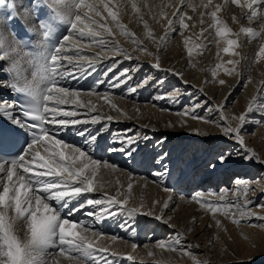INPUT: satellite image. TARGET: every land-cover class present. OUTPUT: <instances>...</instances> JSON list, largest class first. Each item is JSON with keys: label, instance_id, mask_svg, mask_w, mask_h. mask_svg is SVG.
<instances>
[{"label": "snow or ice", "instance_id": "obj_1", "mask_svg": "<svg viewBox=\"0 0 264 264\" xmlns=\"http://www.w3.org/2000/svg\"><path fill=\"white\" fill-rule=\"evenodd\" d=\"M229 3L242 11L246 8L248 22L254 19L259 21L258 28L261 30L241 27L240 32L252 38L264 35V0H222V3H214V0H199V3L196 0H175V3L173 0H159L158 3L155 0H28L26 4L21 2L7 5L9 11L4 17L6 21H17L21 16L25 19L35 16L38 26L27 27L21 33L16 23L5 25L15 37L11 45L4 39L6 34L0 33V50L5 54L21 50L18 51V58H27L34 69L33 80L29 81L22 75L20 68L9 66L8 62L0 58V264H60V257L71 264H121L122 259L131 262L134 260L133 255L124 256L100 245L99 241L105 238V234L94 225L124 214L129 219L124 220L119 227L135 235L136 225L130 224L129 220L134 221L137 215L143 214L170 228L175 227L171 223L172 217H164L163 210L157 215L151 210L141 213L143 205L125 209L123 206L128 204V197L119 199L124 195L119 189L115 195H109L100 179L102 168H118L105 160L104 154L123 153L124 156L136 159L133 153H137L140 141L150 140L147 135L140 137L139 133L129 135L133 132L132 128L109 130L111 122L121 117L132 119L112 102L109 90L127 85L121 94H132L146 86L151 77L146 75L135 84H129L132 79L130 73L138 71L141 65L137 63L116 71L123 61L113 60L86 89H78L70 81L86 79L97 71L98 64L110 57L118 55L138 60V57H133L121 46L118 35L132 43L134 50L152 55L142 46V40L122 22V17L128 14L129 9L142 23L148 39H154V32L144 18L145 15H151L153 21L165 28V36L159 38L165 41L164 50L168 46L167 42L172 39V33L182 37L190 58L189 66L194 52L200 55V50L207 47L205 41L215 43L218 49L223 42L226 45L222 49L225 54L239 57L240 53L235 51L239 47L238 39L230 38L238 37L239 33L233 32L219 15ZM5 4L6 0H0V7ZM172 9L169 16L166 10ZM186 9L192 12L203 9L199 13V24L205 25L206 21H210L208 28L201 27L198 34L185 37V31L197 26L186 22L193 19ZM232 19L239 22L236 16ZM61 26H65L63 30ZM209 28L214 29V34L209 32V36L205 37ZM33 33L39 37L35 42L31 39ZM82 40L87 42L82 43ZM84 49L99 50L87 55ZM217 58L220 62L210 69L213 82H216L220 71L230 76L241 74L239 59H229L225 63L219 51ZM260 59H264V44H261L253 62H259ZM150 67L179 79L182 84L187 83L183 71H177L175 67L163 68L159 55H156L155 63ZM244 71L248 73L246 86L251 83V65ZM110 73L114 74L107 79L105 90L97 91L101 84H105V78ZM165 79V76L156 77L153 86L163 84ZM218 83L225 85L226 81L219 79ZM260 83L264 84V80ZM170 91L172 97L180 94L175 86ZM198 91L206 95L203 89ZM93 96L103 99L105 104L120 115H105L91 99ZM167 96L165 92L155 99ZM197 109H203V114L198 113ZM213 109H216L217 117L208 120L206 117ZM222 109L223 105L209 104L205 99L199 103L189 101L188 105L175 112L181 117L219 125L222 127V138L234 144L231 151H221L208 164V168L214 170L220 165L226 166L236 155L264 163L253 149L246 146L241 132L246 122L264 123V105H259V118L250 115L257 110L252 104L248 106V115L226 117ZM230 119L237 120L238 126L232 127L228 122ZM221 121L224 123L221 124ZM89 125L100 126L93 128ZM165 126L175 128L177 125L169 122ZM185 126L186 120L180 124V127ZM192 131L206 135L199 129ZM167 139V136H162L156 144ZM166 157L168 153L160 154L156 163H161L162 167L151 173L160 178L156 182L161 185L170 179ZM132 179L130 175L127 184L129 194L133 189ZM116 183L119 185V181ZM234 184L235 188L231 190L234 200L231 202H226L229 189H222L219 193L211 190L207 193L196 192L190 200L198 203L205 212L211 213L217 228L223 227L221 221L216 219L217 214L238 226L241 221L252 217L264 221V216L249 207L253 204L248 199L250 182L236 178ZM174 190L165 187V191ZM97 192L101 195L96 198L89 195ZM168 207V202H164L163 209ZM255 208L264 210V203L256 204ZM77 213L81 214L80 218L76 216ZM192 222L196 223L195 217ZM246 226L264 228V224ZM108 238L113 242L120 239L116 236ZM183 240V234L177 232L171 237L157 240L155 247L173 252L179 250L183 255L190 256L194 264H201L196 254L191 252L192 248L200 246L191 243L185 246ZM136 248L137 244L133 243V252ZM149 255L153 253L149 252Z\"/></svg>", "mask_w": 264, "mask_h": 264}, {"label": "bare ground", "instance_id": "obj_2", "mask_svg": "<svg viewBox=\"0 0 264 264\" xmlns=\"http://www.w3.org/2000/svg\"><path fill=\"white\" fill-rule=\"evenodd\" d=\"M11 1H13L15 4H19L21 2L25 4L28 3V0ZM229 9L236 10V6L229 3L226 10ZM173 10L174 9L170 11L169 16H171V12ZM8 11V7L7 9H5V11H2L0 9V23L4 22L2 18L7 15ZM247 11L248 10L245 8L243 11L240 10L239 12H237L238 21L242 17L246 18ZM223 16L221 17L222 19L225 18ZM19 18L26 27H32L33 25L38 26V24L34 22L36 21L35 16L28 19H25L23 16ZM144 18L148 21L147 15H145ZM254 21L256 20H253V24L259 23V21H256L255 23ZM122 22L125 23L140 40H142V46L146 47L148 49V52L152 53V55H148L147 53L141 52L139 50H134L135 46L132 43H130L126 38L118 35L117 38L120 40L121 46L126 48L133 57H138L139 59L129 60L118 55L110 57L108 59H105L103 63L98 64L97 71L88 76L86 79L80 80L79 82L70 81V83L78 89L88 88L93 79L101 76L107 65L112 63L113 60L123 61L119 64L116 71H119L121 68L131 67L133 65H136L137 63L141 65L138 71H133L130 73L132 79L128 82L129 84H135L146 75L151 77L146 86L138 88V90L132 94H121L124 92V88H126L127 85H124L119 89L109 90L110 93H112V102L115 103L124 112H126L128 116L132 117V119L121 117L119 120L111 122V128L109 130L111 131L112 129L121 130L125 128H132L133 132L129 133V135L139 133L140 137L147 135L148 137H150V140L140 141L139 147L137 148V153L140 154L137 155V153H133V156H135L136 159L124 156L123 153H116V155L112 157H110L111 155L107 157L105 156L104 158H107L106 160L108 162L115 166H118V168L116 170L102 168L100 171V179L102 180V182H104L105 191L109 195H115L116 191L119 189L124 193V195L119 197V199L123 200L126 196L128 197V204L123 206L125 209H130L133 207L139 208L141 205H143V207L141 208V213L151 210L157 215L161 214V211L163 210L164 217H172L171 223L175 225V227L170 228L167 225L156 221L153 217L139 214L135 217L134 221L129 220L130 224L135 223L136 225L135 235H132L130 231H125L123 229L121 231L119 225L124 220L129 218L124 214H120L112 218L105 219L102 223H97L96 225H94L96 229H102L103 233L105 234V238L101 239L99 241V244L105 247H109L110 249L117 251L118 254H122L124 256H127L128 254L133 255V261L129 262L126 259H122L121 264H194V261L190 256L183 255L179 250L173 252L159 249L155 247V242L157 240H160L159 238L164 239V235L166 236V234H170L171 237L174 233L179 232L184 236V240L182 241V243L185 246L188 243L198 245V242H196V240H193L194 235L192 233L194 231L191 232L194 224L192 222L193 217H195L197 221L203 214L200 224V226L202 227L205 223V226L210 224L212 226L216 223L215 220H213L211 213L205 212L200 208L198 203L191 201L189 195H191L192 192L195 193L194 191H204V188L206 186L208 187L209 184H211V187H216V185L222 180L224 182H227L229 178L228 173H230L233 169L236 170V173H246L248 176L254 175L255 170L259 168L264 169V163H258L254 159L246 160L243 156L236 155L232 158L231 163L227 164L226 166L220 165L214 170L209 169L208 164L210 162H213V159L222 150L228 149L229 146H234V144L232 142H226L222 138V127H220L219 125L206 123L202 120H192L187 116L181 117L179 115H176L175 111L181 109L180 107L182 105V102L189 103V101H192L193 103H199L201 100L207 99L209 104L214 103L216 105H223L222 111L225 110L223 111V114L226 117H228L227 114H230L231 116H239L241 114L248 115V106L252 104L257 107V110L253 111L250 115L252 117L259 118V105H264V84L260 83L261 80H264V70H262V68H264V59L262 60V62L261 59L259 60L261 63H254L253 61L259 53L261 44H264V35L259 36L256 41H253L252 37L248 38L250 44L252 43V47H250L251 49L249 50V52L245 53V50H238L240 56L233 57L240 59L241 56H244V58L247 59L248 62L246 64L242 66V64L240 63L238 66L239 70L242 73L240 75H234V78H231L229 80L227 79L225 85L217 86L218 80L222 78V73L218 74L216 82H213L211 74L207 73L209 72L210 67L213 68L211 66L212 63L216 64L220 62V60L217 58V54L212 56L214 58V61H211V59H209V56H204L203 58L202 54L197 55L194 52L191 58V66H189L190 58L185 47L181 46V40L180 42H174L171 39L170 41H168L166 50H164L165 41L159 39L160 37L165 36L164 27H161L156 22L153 24L148 21L154 32V39H148L146 36V30L143 28L142 23L138 22V18L131 13L130 9L128 10V14L122 17ZM239 24L240 22H238V26ZM253 29H255V27ZM256 30L261 29L257 27ZM233 32L239 33V35L238 37L230 38L238 39L240 37L244 39V35H248L246 33H241L239 31V27L238 29L234 28ZM173 34L174 33H172L171 35L173 36ZM32 35L34 36L35 41L39 39V37L35 33H33ZM81 42L86 43L87 41L82 40ZM225 46L226 45L221 42L219 45V49L217 48V46H215L213 50L216 53L219 51V56H221L223 61L229 59V55L225 54L222 51ZM97 50L99 49H84L83 51L84 54L92 55ZM156 55L160 56L161 66L163 68L175 67L177 71H183V78L187 81V83L182 84L179 79L173 78L166 73L157 72L155 69L151 68L150 65L155 63ZM249 65H251V83H248L244 87L245 89L240 95V98L238 99L235 106L230 107L232 96L240 88L238 86V83L242 80L243 77L248 75V73L244 71V69L248 68ZM146 70L148 72H146ZM113 74L114 73H110L109 76L105 78V84H101L97 91L105 90L107 79H110L111 75ZM158 76H165L166 79L164 80L163 84L153 86L155 78ZM237 80H239V82H237ZM259 85H261V89H258ZM172 86H179L178 89L180 90V94L176 97H172L171 92L169 91ZM200 89H203L206 95L201 94L198 91ZM165 92L168 93L167 98L155 99L157 95ZM185 93H190L191 95H187ZM91 99L98 105L99 109L105 115H112L114 117L120 115L115 110H112L107 104H105L103 99H97L95 96L91 97ZM63 107L68 108L71 106ZM137 109L139 111H137ZM162 109H171L172 111H162ZM228 110L231 111L227 113ZM202 111V109H197L198 113H201ZM216 113V109H213V111L209 113L206 118L208 120H213L216 118L213 117V115H215ZM95 114L96 113H93V115ZM185 120L187 121V126L180 127L181 122ZM169 122L176 124L177 126L175 128L166 127L165 125ZM228 122L232 127H237L239 123L237 120L231 119ZM220 123L222 124L224 123V121H221ZM145 125L147 127H144ZM99 126L100 125H89V127L93 128ZM193 129H199L201 132L206 133V135H199L196 132L192 131ZM252 130H254L253 134H251ZM241 132L244 135L246 146L253 149L257 153V155L258 152H260V155L258 156L260 157V160L264 161V123L257 124L253 121L246 122L242 127ZM162 136H167L168 139L157 145V140ZM250 139L252 140L251 142ZM170 143H172L174 147H169ZM168 148H170V150L167 153L170 152V154L169 158L165 160L168 164L170 179L167 180L164 185H161L156 182L160 178L153 176L151 172L159 170V168L157 167L162 166L161 163L156 166V164H158L156 163V160L159 159V157L156 158V155L165 153ZM195 148L201 149L199 153L202 152L196 158L197 160H194L192 162L190 160L184 161L187 156L188 158H190L189 154ZM170 157L172 158L171 160H169ZM117 158L118 160L116 162L115 159ZM145 161H150L151 163H146ZM183 165H186L184 166V175H182V177L180 178L177 177L178 179H174L177 168ZM194 167H197L196 169L201 171V175L204 174V176L201 178L202 182L197 181V176L192 177ZM214 173H216L217 175L210 177L211 175H214ZM130 175L133 176V179L131 181L133 183L131 194H129L127 191V184L129 183ZM117 181H119V185H117ZM248 182H250V180ZM180 183L185 187L189 184L185 191L183 189L181 190L183 195H177L175 191H165V187L176 188V184L181 185ZM233 188H235V185ZM259 191H264V180H262L261 183L257 182V185L253 182H250V196H248V199L253 201V204L249 207L254 208V210L260 216H264V210L255 208V205L257 203L255 201V196ZM89 195H91L93 198H96L101 195V193L97 192ZM181 197H183V199H181ZM233 200L234 196L232 194V191L229 189V192L226 194V202H231ZM157 201L159 203H156ZM166 201L168 202L169 207L167 209H163V204ZM172 208L174 209V211ZM76 216L80 218L81 214L77 213ZM216 219L220 220L222 225H225V228H227L230 233H236V243L240 247H243L244 250L246 249L245 253L248 251L259 253L260 251H262V256L260 258H251L252 255L248 254V256L245 255V257H230V255H228L226 252L220 250L218 248L219 246L217 247V245L216 248H214V250L212 251V254H208V251H206L205 248H192L191 252L196 254L197 259L201 261V264H260L261 261L264 262V228L246 226L247 224L253 223L257 225L264 224V221H261L256 217H252L247 221H241V225L238 226L232 223L230 219L225 218L220 214H217ZM148 229H152L155 231L158 230V239L152 237L146 238L145 235ZM227 233L229 234V232ZM111 236H116L120 239H117L115 242H113L108 238ZM143 240H146V244H144L143 247H140ZM133 243L137 244L135 252H133L132 250ZM149 252L153 253V255L150 256ZM59 259L60 264H71L70 261L65 260L63 257H60ZM231 260H234V262L229 263L228 261Z\"/></svg>", "mask_w": 264, "mask_h": 264}, {"label": "rangeland", "instance_id": "obj_3", "mask_svg": "<svg viewBox=\"0 0 264 264\" xmlns=\"http://www.w3.org/2000/svg\"><path fill=\"white\" fill-rule=\"evenodd\" d=\"M155 2H159V0L157 1V0H155ZM164 2H167V1H165L164 0ZM173 2L175 3V0H173ZM196 2L197 3H199V0H196ZM214 3H222V0H214ZM1 9V8H0ZM187 11H189V15L190 16H192V20L191 21H186V22H188L190 25L192 24V23H195L197 26L195 27V28H190L188 31H185V37H187V36H189L190 34H198L199 33V31H200V28L201 27H205V28H208V26H209V24L211 23L210 21H206V23H205V25H200L199 24V13L201 12V11H204L203 9H198L196 12H192V10L191 9H186ZM238 10V11H237ZM241 9H239V8H237L236 7V10H234V9H229V10H226V9H224V10H222V14L220 13L219 15H220V17H222L223 15H225V16H223V17H225V18H223V20L225 21V20H227L226 21V23L228 24V26L233 30L234 28H236V29H238V27H239V31H240V29H241V27H251V28H254L255 27V29L258 27V24H256L255 22L256 21H258V20H256V21H254V23L255 24H253V21L252 22H248L247 20H246V18H240L239 19V22H240V24H239V26H238V22H234L233 21V19H232V17L233 16H236V18H237V20H238V17H237V12H239ZM166 11H168V14L170 13V11L171 10H166ZM150 17V18H149ZM147 18H148V21L150 22V23H155V21H153V20H151L152 18H151V15H147ZM255 20V19H254ZM4 23V22H3ZM4 25H7L6 23H4ZM156 25V24H155ZM248 25V26H247ZM209 30L210 31H208V32H205V37H208L209 36V32H211V33H213L214 34V29L212 30L211 28H209ZM242 33V32H241ZM245 36V38L243 39V38H238V43H239V47H237L236 49H235V51H237L238 52V50H245V53H248L249 52V50L251 49L250 47H252V43L250 44V41L248 40V38H249V36L248 35H244ZM259 37H255V38H253L252 40L253 41H256L257 39H258ZM242 39V40H241ZM172 40L174 41V42H176V41H178V42H180V40H181V46H184V44H183V38L182 37H180L177 33H174L173 34V36H172ZM193 40H195V35H193ZM251 40V41H252ZM206 43H207V41H205ZM241 43V44H240ZM167 44H168V42H167ZM241 45V46H240ZM248 45H250V46H248ZM216 46V44L214 45V43H207V47H205V48H203V49H201L200 51L202 52V55H203V58H204V56H209V59H211V61H214V58L212 57L213 55H215V54H217L216 52H214L213 50H214V47ZM213 47V48H212ZM243 48V49H242ZM212 57V58H211ZM234 56H232V55H229V59H235V58H233ZM248 57V56H247ZM255 57V56H254ZM253 57V58H254ZM220 58H221V56H220ZM229 59H227V60H225L224 62L226 63ZM237 59V58H236ZM240 60V63L242 64V66L244 65V64H246L248 61H247V59H245L244 58V56H241V58L239 59ZM262 60L263 59H261V62H262ZM260 61H259V63H261ZM215 63H212L211 64V66L212 67H214L215 65H214ZM228 67H232L231 65H227ZM210 69H211V67H210ZM210 69H209V72H207L208 74L210 73ZM192 70V69H191ZM262 70H264V68H262ZM146 72H148L147 70H146ZM145 72V73H146ZM219 73H222V78L221 79H223V80H225L226 82H227V79L229 80V79H231V78H234L235 76V74H233V75H227V74H225L223 71H220ZM224 73V74H223ZM242 73V72H241ZM223 75H224V77H223ZM233 76V77H232ZM246 77H247V75L245 76V77H243L242 78V80L239 82V80H237V82H239L238 83V86L240 87L236 92H235V96L233 95L232 96V99H231V104H230V107H233V106H235V104L237 103V101H238V99L240 98V95L243 93V91H244V87H245V79H246ZM229 82V81H228ZM174 85V84H173ZM220 84L218 83L217 84V86H219ZM220 86H222V85H220ZM176 88H178L179 86H175ZM220 88V87H219ZM206 89H207V87H206ZM258 89H261V85H259V88ZM209 90V89H208ZM170 91V90H169ZM168 91V92H169ZM211 91V90H210ZM171 92V91H170ZM219 94V93H218ZM217 94V95H218ZM184 104V105H183ZM189 103L188 102H182V105H181V109L185 106V105H188ZM203 110V109H202ZM177 111V110H176ZM175 111V112H176ZM223 111H225V110H223ZM231 110H228L227 111V113H229ZM201 114H203V111L201 112ZM227 116L228 117H232L230 114H227ZM213 117L215 118V117H217V113L215 114V115H213ZM233 123V122H232ZM113 130V129H112ZM254 133V130H252L251 131V134H253ZM252 140L250 139V142H251ZM174 147V145L172 144V143H170L169 144V147ZM233 147L234 146H229V148L227 149V150H229V151H231L232 149H233ZM170 150V148H168L167 150H166V153L168 152ZM201 149H193L192 150V152H190V158H188V156L184 159V161L185 160H187V161H194V160H197L196 158L199 156V154H201V153H199V151H200ZM261 150V149H260ZM223 151V150H222ZM157 152H159V151H157ZM169 154H170V152L168 153V157H166L165 159H168L169 158ZM109 156V155H111L110 157H112V156H115L116 155V153H111V154H109V153H106V154H104V157L105 156ZM159 155L160 154H158V155H156V158H158L159 157ZM258 155H260V152H258ZM106 156V157H107ZM117 156H118V154H117ZM188 158V159H187ZM105 159V158H104ZM107 159V158H106ZM105 159V160H106ZM172 158L170 157V159L169 160H171ZM117 160H118V158L117 159H115V161L117 162ZM215 160V158L213 159V161ZM159 165V163L158 164H156V166H158ZM178 165V164H177ZM162 167V166H161ZM161 167H157V168H161ZM175 168H176V166H175ZM197 167H194V170H193V175H192V177H196L197 176V181L198 182H202V177L204 176V174L203 175H201V171L200 170H197L196 169ZM183 170H184V166L183 167H180V168H178L177 169V172H176V174H175V178L174 179H178V178H180L181 177V174H182V172H183ZM222 170V169H221ZM200 171V172H199ZM236 170H231V172L230 173H228L229 174V178H228V181L227 182H224L223 180L222 181H220L217 185H216V187L214 186V187H211V184H209L208 185V187L206 186L205 188H204V191L203 192H208L209 191V189L212 191V192H216V193H219L220 192V190H222V189H230V190H232L233 189V187H234V180L236 179V178H240V179H243V180H250V182H253V183H255L256 185H257V182L258 183H261L262 182V180H264V169H261V168H259V169H257V170H255V174L254 175H251V176H248L246 173L245 174H240L239 172L238 173H236L235 172ZM153 172V171H152ZM151 172V173H152ZM196 172V173H195ZM185 173V172H184ZM184 173H183V175H184ZM199 173V174H198ZM179 175V176H178ZM215 175H217L216 173H214V175H209L210 177H212V176H215ZM178 177V178H177ZM186 177V176H185ZM215 178V177H214ZM214 178H213V180H214ZM182 183V182H181ZM180 183V184H181ZM184 183V182H183ZM177 185V187L176 188H173V189H175L174 191H175V193L177 194V195H183V193H182V189L185 191V189L188 187V185L185 187L184 185H179V184H176ZM179 185V186H178ZM210 187V188H209ZM202 188V189H203ZM209 188V189H208ZM180 190V191H179ZM199 191V190H198ZM198 191H194L195 193L196 192H198ZM201 191V190H200ZM192 194H193V192H192ZM191 194V195H192ZM191 195H189V198L191 197ZM250 196V195H249ZM255 201L257 202L256 204H260V203H264V191H259L258 192V194L255 196ZM173 209V208H172ZM175 210H176V208H175ZM173 211H174V209H173ZM203 215V214H202ZM202 215H201V217L199 218V220H197L196 221V223H194L193 224V227H192V229H191V232H193L192 234L194 235V239L193 240H196V242H198V245L200 246V248H205V250L206 251H208V254H212V251L214 250V248H216V245H217V247L220 249V250H222V251H224V252H226L228 255H230V257H233V256H241V257H245V255H247L248 256V254H250V255H252V257L251 258H260L261 256H262V251H260L259 253H255L254 251L253 252H250V251H248V252H246L245 253V250L243 249V247H240L237 243H236V233L235 232H231L230 233V231H228V229L227 228H225V225H222L223 227L222 228H217V226H216V224L215 225H212L211 227H209V225H206L205 226V224L203 225V227L202 226H200V224H201V218H202ZM124 222V221H123ZM122 222V223H123ZM121 231H122V229H121ZM153 231V232H152ZM157 232H158V230H152V229H148L147 230V233H146V238L147 237H152V238H157L158 236H159V234L157 235ZM165 232V231H164ZM163 232V233H164ZM167 232V231H166ZM227 232H229V234L227 233ZM148 235V236H147ZM168 236L170 237V234H166V236L164 235V239H166V238H168ZM235 236V237H234ZM158 239V238H157ZM159 239H162V238H159ZM146 240H143L142 241V244L140 245V247H143L144 246V244H146V242H145ZM148 243V242H147ZM149 244V243H148ZM241 248V249H240ZM245 253V254H244ZM244 254V255H243ZM216 255V254H215ZM237 260V259H236ZM229 263H231V262H234V260H231V261H228ZM260 264H264V262H260Z\"/></svg>", "mask_w": 264, "mask_h": 264}, {"label": "clouds", "instance_id": "obj_4", "mask_svg": "<svg viewBox=\"0 0 264 264\" xmlns=\"http://www.w3.org/2000/svg\"><path fill=\"white\" fill-rule=\"evenodd\" d=\"M12 30L10 28H6L3 23H0V33H5L4 39L6 42L11 45V42L15 39L13 35H11ZM18 51L21 50H14L12 54H5L3 50H0V58L4 59L8 62L9 66H15L20 68L21 73L25 76L29 81L33 80V71L34 69L28 63L27 58L19 59L18 58Z\"/></svg>", "mask_w": 264, "mask_h": 264}]
</instances>
